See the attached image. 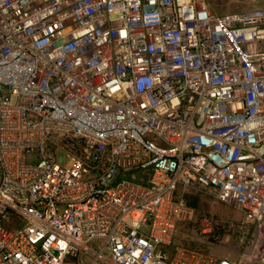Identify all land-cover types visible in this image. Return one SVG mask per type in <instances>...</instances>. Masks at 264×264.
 <instances>
[{
	"label": "built area",
	"instance_id": "obj_1",
	"mask_svg": "<svg viewBox=\"0 0 264 264\" xmlns=\"http://www.w3.org/2000/svg\"><path fill=\"white\" fill-rule=\"evenodd\" d=\"M196 194L264 220V8L0 0V264H264Z\"/></svg>",
	"mask_w": 264,
	"mask_h": 264
},
{
	"label": "rangeland",
	"instance_id": "obj_2",
	"mask_svg": "<svg viewBox=\"0 0 264 264\" xmlns=\"http://www.w3.org/2000/svg\"><path fill=\"white\" fill-rule=\"evenodd\" d=\"M212 9L218 13H230L237 11L250 10L255 8H264V0H208ZM62 161H64L62 159ZM132 180V176L127 177ZM196 199L197 208L201 213H207L208 216L214 217L221 222H228L230 225L246 224L247 231H236L233 228H226L221 232V236L216 239V246L213 249L208 248V244L201 243L197 246L195 242L188 241L186 237L180 235L177 243H182L191 248L199 247L209 251L213 257H230L238 261H264V220L262 223L257 222L250 216H246L239 210L225 206L212 197L201 195H190L187 199ZM194 225L181 223L179 229L184 234L193 235ZM215 240V239H213ZM67 264H73V259H69Z\"/></svg>",
	"mask_w": 264,
	"mask_h": 264
},
{
	"label": "trees",
	"instance_id": "obj_3",
	"mask_svg": "<svg viewBox=\"0 0 264 264\" xmlns=\"http://www.w3.org/2000/svg\"><path fill=\"white\" fill-rule=\"evenodd\" d=\"M190 204L192 205V206H197V204H198V202H197V200L194 198L193 200L191 199L190 200ZM197 208V207H196ZM207 215V213H201V211H199V218H198V222L202 219V217H204V216H206Z\"/></svg>",
	"mask_w": 264,
	"mask_h": 264
},
{
	"label": "clouds",
	"instance_id": "obj_4",
	"mask_svg": "<svg viewBox=\"0 0 264 264\" xmlns=\"http://www.w3.org/2000/svg\"><path fill=\"white\" fill-rule=\"evenodd\" d=\"M197 209H198V208H197ZM198 210H199V209H198ZM190 225H194V226H195V228H194V232L197 233L195 229L198 228L199 223L197 222V223H195V224H190ZM195 233H194V234H195ZM207 247L213 249L214 246H213V247L207 246Z\"/></svg>",
	"mask_w": 264,
	"mask_h": 264
},
{
	"label": "crops",
	"instance_id": "obj_5",
	"mask_svg": "<svg viewBox=\"0 0 264 264\" xmlns=\"http://www.w3.org/2000/svg\"><path fill=\"white\" fill-rule=\"evenodd\" d=\"M228 258H230V257H228ZM230 259H232V258H230ZM232 260H234V259H232Z\"/></svg>",
	"mask_w": 264,
	"mask_h": 264
}]
</instances>
